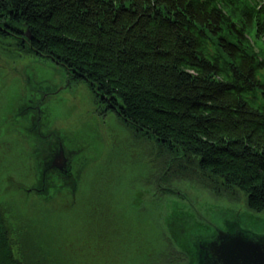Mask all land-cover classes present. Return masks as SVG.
Listing matches in <instances>:
<instances>
[{
	"label": "trees",
	"instance_id": "1",
	"mask_svg": "<svg viewBox=\"0 0 264 264\" xmlns=\"http://www.w3.org/2000/svg\"><path fill=\"white\" fill-rule=\"evenodd\" d=\"M0 21L7 26L0 29L3 47L55 62L73 84L88 87L96 105L104 100L108 113L154 143L155 177L147 183L157 195L167 194L163 186L190 181L214 196L244 199L251 213H264V17L256 3L0 0ZM18 151L6 156L12 152L5 149L0 156L18 164L19 146ZM23 167L19 159L13 170H0V264H84L90 261L86 255L99 264L113 251L122 264L188 259L161 227L153 240L137 232L135 214L118 211L114 186L106 196L115 244L101 242L94 218L78 227V241L57 259L49 244L36 241L16 206L25 197L38 210L36 197L12 195L13 189L8 202L1 200L5 184L14 179L7 174L26 184ZM82 174L77 193L87 182Z\"/></svg>",
	"mask_w": 264,
	"mask_h": 264
},
{
	"label": "rangeland",
	"instance_id": "2",
	"mask_svg": "<svg viewBox=\"0 0 264 264\" xmlns=\"http://www.w3.org/2000/svg\"><path fill=\"white\" fill-rule=\"evenodd\" d=\"M18 53L12 48L3 47L0 43V155L5 149L12 152L5 154L6 156L19 152L15 139L2 135L6 123L12 124L15 120L12 117L14 113H10L9 110L15 98L13 93L15 82H21L20 84L26 87L28 76H32L33 81L36 80L39 85H45L51 79L55 84L60 82L58 76L54 77L50 62L25 56L22 52L20 56ZM60 105H63L61 110ZM55 112L60 116L57 127L64 128L65 133L71 131L76 136L79 135L81 138L77 139L79 141H88V144L80 143L87 147L86 152L88 150L90 152L93 145L94 152L87 157V166L90 168H86V173L84 172L87 182L83 180L85 184L76 195L95 203V222L99 228L100 219L104 216L103 206L109 204L111 200L106 195H109L111 187L114 186V189H117L114 199L116 206L120 208L118 211L126 217H131V213L135 214L132 215L133 226L135 225L137 232H142L153 240L158 237L161 227L171 244L175 242L174 248L184 250L188 261L176 264H192L194 250L197 251L196 247L206 242L210 232L211 237L213 236L211 230L213 227L214 230L216 227L230 230L232 226H238L249 234H264V213H251L244 199L236 201L226 196H214L209 190L190 181H176L170 187L163 186L162 190L167 194L157 195L154 185L147 183V180H154L155 177L154 143L144 140L142 136H135V132L118 119L116 114L107 112L105 116L101 115L86 85L76 84L68 90H63L59 94ZM81 132L84 134H80ZM0 157L2 160L0 170L2 168L13 170L18 166L12 157L8 159H3V155ZM7 175H12L18 182L21 181L13 173ZM52 185L54 186L52 190H58L60 182ZM13 188L12 185H5L2 202L10 200ZM64 189L65 194L71 191L69 188ZM71 189L74 194L76 186H72ZM21 199L23 200L16 201V206L21 212V218L28 221L26 224L36 241L39 240L41 247L49 244L53 256L63 260L59 254L70 242L78 241V227L80 226L81 230L85 223L90 225L87 218L92 215L91 209L80 202L70 208L57 201L51 202L52 205H48V202H37L40 208L36 210V203H28L25 197ZM98 205L100 207H97ZM144 209L148 211L140 216L138 213ZM29 219L33 222H29ZM108 239L113 242L112 236ZM101 240L104 242L102 237ZM32 245L35 247V244ZM114 256L115 251L112 255L107 253V257L99 260V264H122ZM85 259L90 261L81 260L82 263L94 264L92 256L86 255ZM189 260L191 263H188ZM140 264L148 263L142 260Z\"/></svg>",
	"mask_w": 264,
	"mask_h": 264
},
{
	"label": "flooded vegetation",
	"instance_id": "3",
	"mask_svg": "<svg viewBox=\"0 0 264 264\" xmlns=\"http://www.w3.org/2000/svg\"><path fill=\"white\" fill-rule=\"evenodd\" d=\"M2 24L3 21H0V29H3V27L7 28L6 25L3 26ZM53 71L54 77H59L60 82L58 84L53 83V79H51L45 85H39L36 83V80L33 81L32 76H28L26 87L22 86L21 82H15L14 84L13 93H15V98L9 110L10 113H14L12 117L15 120L12 124L6 123L5 129L2 130V135L4 134L7 137L15 139L17 146L22 149L19 153L18 165L20 159L21 164L28 167L27 169L32 174V178L27 174L26 184L23 183V179L18 182L10 178L8 184L11 183L14 187L12 195L19 192L26 193L27 196L33 194L36 197V202L55 203L59 201L58 203H63L65 207L70 208L79 202L83 203L93 209L91 210L92 215L87 220L96 219L94 215L95 203L91 200H84L81 196L76 195L79 189L78 177H83L82 172H85V169L82 168L87 166L88 155L94 152L93 145L90 147L91 151L89 152L88 150L86 152L87 147L80 143L88 144V141H79L77 140L81 139L79 135L76 136L71 131L65 133L64 128L57 127L58 122H60V116L56 114L55 109L58 105L59 94L76 84H73L72 78H67L66 74L57 68V66L53 67ZM7 96H9V93ZM101 102H104V100L97 103V110L101 112V115L105 116L107 106ZM62 106L60 105V110ZM80 134L84 133L81 132ZM98 147H100L99 144ZM7 150L6 153L8 152ZM58 158L62 161L61 168L55 165ZM3 173L5 174V171ZM57 182H60L59 189L52 190V184H56ZM22 184L24 185L22 186ZM74 185L76 186V190L72 194L71 188ZM64 188H69L71 191L65 194ZM79 198L82 200H78ZM109 206L111 205L108 203L103 206L102 215L104 216L100 219L101 227L99 228V233L104 240L103 244H115V239H113V242L108 239L110 235L114 237L116 234L110 228L115 221L114 217L109 215ZM97 207H100V205ZM232 229L242 230L238 226H232ZM219 230L228 232V230H222L217 227L214 230L213 227V236L211 237L212 232H210L205 243L212 241ZM256 235L264 234L257 233ZM196 249L197 251L194 250L192 254V258H194L192 264H200L199 246ZM186 262L187 259L182 263ZM188 263H191V261L189 260Z\"/></svg>",
	"mask_w": 264,
	"mask_h": 264
},
{
	"label": "water",
	"instance_id": "4",
	"mask_svg": "<svg viewBox=\"0 0 264 264\" xmlns=\"http://www.w3.org/2000/svg\"><path fill=\"white\" fill-rule=\"evenodd\" d=\"M26 39L31 41L32 36L27 33ZM61 164L58 158L55 165L61 168ZM199 263L264 264V235H252L237 229L219 230L212 241L200 245Z\"/></svg>",
	"mask_w": 264,
	"mask_h": 264
}]
</instances>
